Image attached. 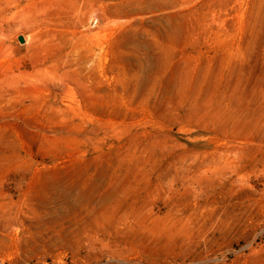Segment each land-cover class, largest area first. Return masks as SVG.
Here are the masks:
<instances>
[{
  "label": "rangeland",
  "instance_id": "1",
  "mask_svg": "<svg viewBox=\"0 0 264 264\" xmlns=\"http://www.w3.org/2000/svg\"><path fill=\"white\" fill-rule=\"evenodd\" d=\"M0 264H264V0H0Z\"/></svg>",
  "mask_w": 264,
  "mask_h": 264
},
{
  "label": "water",
  "instance_id": "2",
  "mask_svg": "<svg viewBox=\"0 0 264 264\" xmlns=\"http://www.w3.org/2000/svg\"><path fill=\"white\" fill-rule=\"evenodd\" d=\"M21 41H22V39H21Z\"/></svg>",
  "mask_w": 264,
  "mask_h": 264
}]
</instances>
